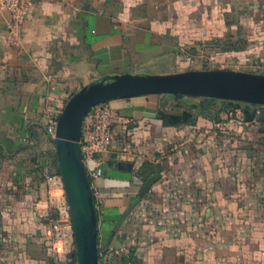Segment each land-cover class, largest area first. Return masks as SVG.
I'll return each instance as SVG.
<instances>
[{"label": "crops", "instance_id": "0c3cea01", "mask_svg": "<svg viewBox=\"0 0 264 264\" xmlns=\"http://www.w3.org/2000/svg\"><path fill=\"white\" fill-rule=\"evenodd\" d=\"M9 23L0 12V264H55L44 244L43 175L59 170L50 107L115 75L264 74V0L41 1L20 48L7 44ZM202 101L108 102L121 123L93 162L100 264H264V127L237 124L246 104Z\"/></svg>", "mask_w": 264, "mask_h": 264}, {"label": "water", "instance_id": "95a60500", "mask_svg": "<svg viewBox=\"0 0 264 264\" xmlns=\"http://www.w3.org/2000/svg\"><path fill=\"white\" fill-rule=\"evenodd\" d=\"M144 95L200 98L202 108L217 100L243 103L249 107L245 110L249 121L252 119L250 107L260 106L264 123V75L257 73L217 69L174 74H122L100 79L74 94L59 117L55 136L50 139L55 146L70 206L78 264H100L97 210L81 154L85 118L100 104ZM187 116L188 113L164 114L163 118L179 123ZM158 178L151 177L145 183L138 200L150 191Z\"/></svg>", "mask_w": 264, "mask_h": 264}, {"label": "built area", "instance_id": "2783aa9c", "mask_svg": "<svg viewBox=\"0 0 264 264\" xmlns=\"http://www.w3.org/2000/svg\"><path fill=\"white\" fill-rule=\"evenodd\" d=\"M41 1L61 0H0V12L6 11L10 15L6 40L10 47L20 48L23 46L27 18L35 3ZM250 108L253 114L250 121L247 120L244 110L236 111L235 121L239 126L242 127L247 123L254 125L263 123L261 120L262 107L251 106ZM62 111L55 107H50L48 110L47 132L50 136H55ZM120 123L121 117L118 111L109 103H103L93 108L84 121L80 143L81 154L90 181L96 210L104 205L103 192L97 185V180L103 176V171L99 167H94L93 162L111 152L115 139V129ZM43 177L47 185L43 201L46 209L44 244L47 254L55 264H78L75 230L62 176L59 170L55 171L52 167H48Z\"/></svg>", "mask_w": 264, "mask_h": 264}, {"label": "rangeland", "instance_id": "374dc122", "mask_svg": "<svg viewBox=\"0 0 264 264\" xmlns=\"http://www.w3.org/2000/svg\"><path fill=\"white\" fill-rule=\"evenodd\" d=\"M203 54V53H202ZM201 54V55H202ZM201 66H198V67H203V68H210L211 67V64H209V63H202V64H200ZM242 113V112H241ZM242 116V115H241ZM256 126H259V127H264V123H261L260 125H256ZM59 172H60V170H59ZM61 174V173H60ZM46 193V192H45Z\"/></svg>", "mask_w": 264, "mask_h": 264}, {"label": "trees", "instance_id": "16d2710c", "mask_svg": "<svg viewBox=\"0 0 264 264\" xmlns=\"http://www.w3.org/2000/svg\"><path fill=\"white\" fill-rule=\"evenodd\" d=\"M251 117L253 116L252 112H251ZM146 167L148 168L149 165H146ZM152 174H154V171L153 170H150V172L148 173V175L145 177V179H148Z\"/></svg>", "mask_w": 264, "mask_h": 264}]
</instances>
